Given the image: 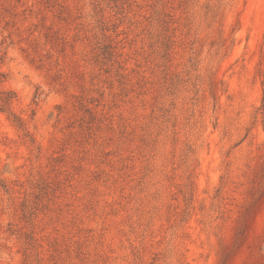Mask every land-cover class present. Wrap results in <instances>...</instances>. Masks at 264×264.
<instances>
[{
  "label": "rangeland",
  "instance_id": "1",
  "mask_svg": "<svg viewBox=\"0 0 264 264\" xmlns=\"http://www.w3.org/2000/svg\"><path fill=\"white\" fill-rule=\"evenodd\" d=\"M0 72V264H264V0H0Z\"/></svg>",
  "mask_w": 264,
  "mask_h": 264
},
{
  "label": "trees",
  "instance_id": "2",
  "mask_svg": "<svg viewBox=\"0 0 264 264\" xmlns=\"http://www.w3.org/2000/svg\"><path fill=\"white\" fill-rule=\"evenodd\" d=\"M6 78L3 73L0 72V112L7 115L8 120L14 125L15 128L23 132L26 138H30V133L28 130L27 121L18 115L13 109V103L15 102L17 96L13 91L2 90L1 85L4 84ZM262 114L264 115V97L262 101ZM257 248L258 245H255ZM260 251L263 248L259 247Z\"/></svg>",
  "mask_w": 264,
  "mask_h": 264
}]
</instances>
